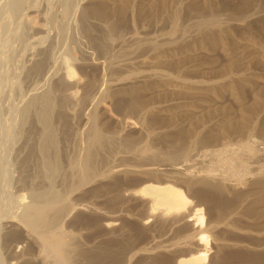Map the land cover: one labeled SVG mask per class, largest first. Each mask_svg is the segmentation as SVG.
Masks as SVG:
<instances>
[{"label": "rangeland", "instance_id": "rangeland-1", "mask_svg": "<svg viewBox=\"0 0 264 264\" xmlns=\"http://www.w3.org/2000/svg\"><path fill=\"white\" fill-rule=\"evenodd\" d=\"M7 1H0V11H2L0 13V86L6 84V86L3 85V88L0 87V199L2 198L0 202H3L0 203V259L3 260H1L2 263L41 264L37 256L39 247H35L38 244L35 241V243L33 242V238L28 239L26 237V228L21 224L19 225L16 222L17 220H15L23 206L20 205V208L14 198L17 194L22 193L25 195V204L31 201L28 199L32 191L43 190L46 197L43 196L44 198L41 199V202L45 200L50 201L49 199H51L50 196H47L49 195L48 191H50L48 183L44 176L41 177V173H44V168L41 164V155L43 154L40 153L39 147L42 145V136H44L43 133L45 132L42 127L43 124L40 121V113L37 111L39 107L36 109L33 107L35 110L31 109L26 116L20 113L33 96H36V94L38 96L39 92L40 95H43L49 89L50 91L47 93H49L53 109L50 107L51 111L49 110V113L51 115L48 113V116L54 132L53 134L55 135L56 133L57 146V152H54L56 155L52 158L58 162L55 163L57 174L54 179L58 184L54 183L53 189L59 195L55 196L57 197L55 199H58L59 203L62 200L64 201V199H69V206L62 216L60 224L70 235V240L73 241V244L75 243L74 245L77 246V249L79 248L81 252L83 251L89 256V258H87L88 256L85 257L84 253L83 257H80V255L81 263L78 261L79 264H97V262L98 264H108V262L109 264H120L132 252L135 256L133 255L134 258L131 256L132 259L129 263L127 262L128 264H169V260H171V255L169 254H164L165 257L161 256L160 260L157 257L153 261L149 259L151 255L154 256L158 253L153 252L151 254L150 248L154 247L152 244L169 241L170 238L171 240H176L178 239L176 238L177 235L179 236L181 233L183 237L180 236L185 238L186 234H192L191 232L199 229L200 226H196L194 221H190L189 226L187 224L188 221H184L180 225L178 224V226H171V216L163 219L158 217L157 211L152 212L150 210L147 198L132 195V191L138 190L140 188L139 184L141 186L146 177L144 173L139 172L141 170L140 167L143 168V166L145 167L149 163L152 164L159 160L162 162L163 160L160 158H162V155L163 157L166 156V149L171 148L170 146L173 144L172 142L176 136L175 132L180 133L192 123L196 126V131L200 135H211L213 136V140L205 145L193 143V137L191 136L186 137L182 142L184 144L183 147L189 145L188 141L194 144L188 154L177 157L170 163V166L158 165L159 169L156 173H160L159 176L162 180H169L165 181L166 183L181 188L189 197L191 202L186 205L187 207L181 213L190 215L193 208L201 207L205 216V224L201 229L203 230L204 227H207V223L214 225L213 229L204 228L208 243L203 248L207 249L208 264H264V200L258 201L254 196H251V192L254 190L253 183L257 180L258 175L261 180H264V99L258 104L255 101L257 95L263 94L264 96V0H163L159 8L155 10L156 13L153 12L152 17H140L133 10L131 15L122 18V21L120 19L119 22H116L118 25H116L117 29L115 28V30L113 29L109 32V40H111L108 41L116 43V45L111 51H107V56L95 46L96 37L100 39L105 30L102 29L103 27L97 21L98 19L90 17L91 14L87 11L90 9L89 6L96 5L99 0H69L70 9L67 11V14L66 12L62 13L57 10L55 6L57 0H52L53 3L51 2L52 5L50 4V8L53 7L54 9L49 10V6L43 5L47 8L42 7V10L39 9L40 12L37 10L38 7L34 5L37 2L31 3V7L27 6L24 10V8L17 6V8L15 6L10 8L7 5ZM36 1L39 2V0ZM43 1L46 0H42L41 3ZM142 1L128 0L131 4H135L137 8L145 9L148 8L149 3L153 0ZM116 2L117 0H111L109 6H114ZM137 4L140 5L137 6ZM75 9L76 12L74 13ZM173 9L178 10L179 18L176 30L171 36L173 38L168 40V35L172 32V21L168 15ZM8 10L9 13L7 12ZM48 14L52 18L48 16V19ZM20 17L24 19L19 21ZM85 18L89 20L86 19L87 21H85ZM11 19L13 20L11 21ZM45 24V28L48 31L50 30L48 34L51 35H48L49 38L45 40V44L43 43V39L41 44H39L41 45L40 47L38 44L34 45H37L38 51L41 50L43 52L46 49L44 51V53H47L46 56L44 54L41 55V51L38 52L37 50V52L34 50L35 53H33L32 48H36L34 46L32 48L29 47L27 51L31 50L32 52L30 51V54L27 52L24 55V61H20V54L19 59L17 54L12 55L13 53L10 52L11 48L15 47L14 45L16 44L18 46L22 41L19 35L22 36L23 40L26 38L31 40V36L35 37L36 35L37 37L38 35L43 36L46 32H43L44 34H34L32 31L35 32L36 28ZM82 25L85 27H82ZM87 27L89 30H87ZM27 31L28 33L31 31V34H33H26ZM14 35L17 40L14 38ZM71 35L74 37H71ZM50 36L53 37L54 42L50 39ZM149 37L156 39V41L153 40V48L150 45L152 41L147 42ZM7 38H10V40ZM135 39H140V41L134 42ZM4 45L5 47L3 48ZM42 45L46 47L43 48ZM50 45L51 47H49ZM52 53L53 57L51 56ZM160 53L161 55H159ZM28 55L30 56L29 60L35 58L38 61H29L27 59ZM154 55H158V58L161 56V60L159 59L157 65H155L154 59H152L155 58ZM11 56H16L17 58H12ZM49 56L52 57V60L56 61L55 67L53 65L54 60L51 61L52 68H50L49 75H45L43 71L41 73L42 69L34 75L32 73L34 72L32 69L34 64L39 61L43 62L41 61L43 59H45L44 62H49L51 60ZM2 57L7 59L8 63ZM39 57L40 60L38 59ZM9 58L12 59L11 62L14 61L13 59L15 61L11 63ZM44 62L42 64L43 69L46 64ZM67 62L73 67L75 77L70 78L66 75L65 65ZM180 63L183 66L178 69ZM30 64L32 66L28 68ZM154 66L159 67L156 73L153 72V74L150 73V69L153 68L152 70H154ZM20 68L21 71L19 70ZM30 72L33 76H31ZM41 74L42 76L44 74V76L41 77ZM166 75L175 81L167 83L166 79L168 77H165ZM11 79L13 83L10 81ZM131 80L133 82H127ZM181 80H187L191 83H202L211 86L212 90L205 94L207 96L205 100L200 96L195 97L196 94L186 95L183 93L185 86L179 84ZM234 81H240L239 85L234 88L230 87L229 85ZM7 82L15 85V87L13 86L12 89L11 85H8ZM99 83L101 86H99ZM107 83L109 84L107 85ZM141 83L144 86L140 95L142 102L147 106L146 110L133 106L128 92L132 86H137ZM104 86L108 88L104 89ZM96 88H100V92L102 89L104 90L102 92L107 90L101 95L99 92L98 99H96L98 100L99 104L96 101L98 105L94 102L93 94L86 98L83 96L88 89L90 92ZM9 90H12V92ZM200 98L201 100H199ZM94 103L97 110L93 105ZM254 104L256 106L255 115L259 117L260 122H263L259 129L253 128L251 132L247 131L245 134L236 131V129H227L228 125L234 124V121L239 118L241 108L252 107ZM17 106H21L20 110ZM89 109L90 113L87 112ZM35 111L37 114H35ZM92 111L96 112L97 126L101 128V131L103 130L104 133L109 134L115 133L119 139L130 137L134 141L132 142L134 146L131 147L124 144L119 145L120 148L117 146L115 148L116 151H113L114 156L107 154L108 157L101 161V163L99 162L98 167L109 170L113 165L119 167L125 165L131 168L135 167L134 169L136 170L114 172L106 178L99 177V180L97 179L96 181L89 182L87 185L76 187V179L74 181V176L72 175V173H76V168L69 166L74 164L76 156L82 155V148L86 144V138L82 133L85 132L84 130L89 124L87 118L89 114L93 113ZM10 114L11 116H9ZM60 114L66 118L63 116L59 117ZM156 114L161 117V122L155 125L148 123L150 122L148 119ZM3 118L4 120H2ZM167 119H171V121L168 122ZM8 130H11L12 133ZM32 145L33 147H31ZM143 146L148 147L150 152L158 154L159 156H154L158 160L154 157H152L153 159H145L144 157L135 159L134 156L137 149L139 150ZM77 150H79V154ZM48 154L52 156V153L48 152ZM57 154L59 155L57 156ZM131 154H134V156ZM130 159L132 162H130ZM166 159L168 158L166 157ZM68 161H73V163ZM142 163L146 164L141 165ZM138 164L140 167H138ZM206 174H210L213 178L224 179L230 191L220 196L214 190L204 188L197 183L189 184L184 179L187 178L186 176L200 177ZM59 179L62 181H59ZM4 184H8L9 190H7ZM72 185H75V187ZM43 187H45V190ZM75 188L78 189L76 190ZM2 194L6 195L3 196ZM10 194L13 196L10 197ZM55 199L52 201L56 202ZM13 208L15 209L13 210ZM17 208H20V210ZM230 208L234 212L228 216L227 211ZM111 214L115 216L109 221L106 220V215ZM168 218L169 221L167 220ZM189 218L192 219V217ZM3 220L5 221L3 222ZM13 222L17 224L14 225ZM192 236L194 240L192 239L191 244L194 245L199 236L195 234ZM150 245L152 246L150 247ZM143 247H147V252H150L149 254L145 252L147 257L143 254L145 250ZM140 248L144 250L142 249V251ZM101 253L107 254L108 256L106 257H108L109 261ZM90 255L96 256V258L99 255V257L97 261L90 262L88 260L91 257ZM101 258L106 261L103 263ZM4 260H6V263Z\"/></svg>", "mask_w": 264, "mask_h": 264}, {"label": "bare ground", "instance_id": "bare-ground-1", "mask_svg": "<svg viewBox=\"0 0 264 264\" xmlns=\"http://www.w3.org/2000/svg\"><path fill=\"white\" fill-rule=\"evenodd\" d=\"M1 1V0H0ZM54 1V0H53ZM56 1V0H55ZM111 0H99L98 1V3L96 4V5H94V6H89L90 7V9L89 10H87V11H89V13L91 14V16L90 17H95V19H98L97 21H99V23H101V25H102V29H104L105 30V32L103 33V35H101V37L99 36V35H97V34H95V35H97L98 37H100V39H98L97 37H96V40H95V44H93V45H95L96 46V48H98L99 50H100V52L102 51V53H104L105 55L108 53L107 51H111V49H113V48H115V45H116V43H110L109 41L111 40H109V32L111 31V30H115V28H116V22H119V20L121 19V21H122V18H124V17H126V16H128V15H131V12L133 11V10H135V12L137 13V14H139V16L140 17H152V14H153V12H155V10L156 9H158L159 8V6L161 5V3H162V1L163 0H153V1H151V3H149V6H148V8L147 9H145V8H140V7H136V5L135 4H131L130 2H128V0H117V2H116V4L114 5V6H109V2H110ZM144 1V0H143ZM142 1V2H143ZM147 1H149V0H147ZM8 2V3H7ZM6 3H7V5H9V7L10 8H12V7H14L15 6V8H17V7H19V8H24V10H25V7H29L30 5H31V3H36V4H34L36 7H38V12H40L39 11V9H41L42 7H44L43 5H46V6H49V10H51V9H54L53 7L52 8H50V4L52 5V0H46V1H43V3H41L42 2V0L40 1L39 0V2L38 1H36V0H8ZM52 2V3H51ZM139 2V1H138ZM74 3V2H73ZM78 3V2H77ZM140 3V2H139ZM4 4V3H3ZM1 5V4H0ZM5 5V4H4ZM73 5H75V4H73ZM138 5H140V4H137V6ZM192 5V4H191ZM17 6V7H16ZM33 6V5H32ZM44 7L45 9L47 8V7ZM56 8H57V10L59 11V12H62V13H65L66 12V14H67V11L70 9V3H69V0H57V2H56ZM71 6H72V4H71ZM76 6V5H75ZM74 6V7H75ZM142 6V5H141ZM31 7V6H30ZM29 7V8H30ZM34 7V6H33ZM32 7V8H33ZM73 7V6H72ZM88 7V8H89ZM137 8V9H136ZM1 9V8H0ZM34 9V8H33ZM10 10V9H9ZM9 10L7 11L8 13H9ZM13 10V9H12ZM19 10V9H18ZM28 10H30V9H28ZM27 10V11H28ZM35 10V9H34ZM33 10V11H34ZM37 10H35L36 12H37ZM42 10V9H41ZM48 10V9H47ZM73 10V9H72ZM71 10V11H72ZM11 11V10H10ZM15 11H17V10H15ZM15 11H14V13H15ZM43 11H44V9H43ZM178 10L177 9H173L170 13H169V15H168V17H169V19L172 21V32H171V34L169 33V37H168V40L170 39V38H173V37H171L172 36V34L174 33V31L176 30V24H177V20H178V18H179V15H178V12H177ZM2 11H0V13H1ZM29 12V11H28ZM27 12V13H28ZM37 12V13H38ZM52 12V11H51ZM76 12V9L74 10V13ZM12 15H13V13L12 12H10ZM20 13V12H19ZM18 13V14H19ZM45 13V12H44ZM49 13H50V11H49ZM56 13V12H55ZM156 13V12H155ZM21 14V13H20ZM47 14V13H46ZM86 14V17H87V12L85 13ZM89 14V15H90ZM23 15V14H22ZM26 15V14H25ZM53 15H55V14H53ZM62 15V14H61ZM136 15V14H135ZM163 15V14H162ZM20 16V15H19ZM29 16H31V15H29ZM49 14L47 15V18L49 19ZM66 16V15H65ZM155 16V15H154ZM11 17V16H10ZM17 17V16H16ZM25 17V16H24ZM43 17V16H42ZM45 17H46V15H45ZM165 17H167V16H165ZM167 17V18H168ZM21 18V17H20ZM50 18H52V16L50 17ZM3 19V18H2ZM7 19V18H6ZM24 19V18H23ZM22 18L21 19H19V21H21V20H23ZM43 19H44V17H43ZM57 20H58V18H56ZM55 19V20H56ZM81 19H82V16H81ZM83 19H84V17H83ZM87 18H85V21H87V20H89V19H87ZM162 19V18H161ZM13 19H11V21H12ZM46 20V19H45ZM45 20H43V21H45ZM50 20H52V19H50ZM57 20H56V22H57ZM1 21V20H0ZM15 21H16V19H15ZM47 21V20H46ZM45 21V22H46ZM52 21H54V20H52ZM7 22V21H6ZM50 22V21H49ZM55 22V21H54ZM96 22V21H95ZM4 23V22H3ZM10 23V22H9ZM47 23V22H46ZM86 23V22H85ZM18 24H19V22H18ZM22 24V23H21ZM20 24V25H21ZM49 24H51V23H49ZM59 24V23H58ZM88 24H89V22H88ZM85 25V24H84ZM84 25H82V27L84 26ZM87 25V24H86ZM100 25V24H99ZM101 25H100V27H101ZM11 26H12V23H11ZM44 26V27H43ZM45 26H46V24L45 25H41L39 28H36V30H35V32L34 31H32L34 34H37V33H43V32H46V34L45 35H43V36H39L38 35V37H37V35L35 36V37H33V36H31V40L29 39V38H26L25 40H23L22 39V36L21 35H19L20 37H21V42L18 44V46H16V45H14L15 47H13V48H11V50H10V52H12L13 54L12 55H14V54H17L18 55V59H19V54H20V61H22L23 60V57H24V55L27 53V52H29V54H30V51H27L28 49H29V47H31L32 48V46H34V47H36L34 44H38V46L40 47L41 45H39V44H41V42L43 41V39H44V41H43V43L45 42V40H47V38H49L48 37V35H51V34H48L49 33V31H48V29L47 28H45ZM47 26H49V25H47ZM55 26V25H54ZM61 26V25H60ZM118 26V25H117ZM120 26V25H119ZM85 27V26H84ZM10 28V27H9ZM98 28H99V26H98ZM118 28V27H117ZM116 28V29H117ZM14 29V28H13ZM84 29V28H83ZM93 29V28H92ZM101 29V28H100ZM17 30V29H16ZM33 30V29H32ZM72 30V29H71ZM85 30V29H84ZM87 30H89L88 29V27H87ZM12 31V30H11ZM15 32V31H14ZM67 32V31H66ZM87 32V31H86ZM86 32H84V33H86ZM100 32H101V30H100ZM5 33V32H4ZM11 33V32H10ZM24 33V32H23ZM29 33L31 34V31H29ZM28 33V31H27V33L26 34H29ZM32 33V34H33ZM63 33V32H62ZM90 33H92V32H90ZM6 34V33H5ZM4 34V35H5ZM14 34H16V33H14ZM26 34L24 35V38H25V36H26ZM29 34V35H30ZM31 34V35H32ZM61 34V33H60ZM71 34V33H70ZM94 34V33H93ZM98 34H99V32H98ZM8 35V34H7ZM10 35H12V34H10ZM58 35V34H57ZM88 35H89V33H88ZM17 36V35H16ZM73 35H71V37H72ZM86 36V35H85ZM91 36H92V34H91ZM51 37V36H50ZM66 37H67V34H66ZM74 37V36H73ZM88 37H90V36H88ZM1 38V37H0ZM3 38H4V36H3ZM13 38V37H12ZM14 38H15V35H14ZM13 38V39H14ZM18 38V37H17ZM46 38V39H45ZM54 38H56V36H54ZM92 38H93V36H92ZM91 38V39H92ZM6 39V38H5ZM8 39V38H7ZM16 39V38H15ZM50 39H52L53 40V37H51ZM74 39V38H73ZM77 39V38H76ZM90 39V38H89ZM133 39V38H132ZM162 40H164L163 38H161ZM161 39H159V40H161ZM175 39V38H174ZM8 40H10V38L8 39ZM12 40V39H11ZM17 40V39H16ZM60 40V39H59ZM58 40V41H59ZM62 40V39H61ZM109 40V41H108ZM144 40V39H143ZM156 41V39L154 38V37H149L148 39H147V42H150V41H152V44H150L151 45V47L153 48V42L154 41ZM158 40V39H157ZM5 41V40H4ZM7 41V40H6ZM57 41V42H58ZM77 41V40H76ZM113 41V40H112ZM139 42L140 41V39H135L134 40V42ZM165 41V40H164ZM164 41H162V42H164ZM166 41H167V38H166ZM11 42V41H10ZM14 42H15V40H14ZM13 42V43H14ZM47 42V41H46ZM53 42H54V40H53ZM64 42V41H63ZM93 42H94V39H93ZM160 42V41H159ZM161 42V43H162ZM4 43V42H3ZM13 43H11L12 45H13ZM17 43V42H16ZM42 43V44H43ZM78 43V42H77ZM164 43H166V42H164ZM33 44V45H32ZM45 44V43H44ZM51 44V43H50ZM158 44V43H157ZM3 45V44H2ZM7 46H8V44H6ZM46 45H48V44H46ZM0 47H1V42H0ZM5 47V45L3 46V48ZM9 47H10V44H9ZM9 47H8V51H9ZM12 47V46H11ZM21 47H22V49H21ZM42 47H43V45H42ZM42 47H41V49H42ZM46 47V46H45ZM45 47H43V48H45ZM48 47V46H47ZM49 47H51V45L49 46ZM53 47H54V45H53ZM56 47V46H55ZM6 49H7V47H6ZM5 49V50H6ZM95 49V48H94ZM37 50H39V48H35V49H33L32 48V51H33V53H35V51ZM96 50V49H95ZM4 51V50H3ZM31 51V52H32ZM36 51V52H37ZM41 51V50H40ZM40 51H38V52H40ZM44 51H46V49L44 50ZM44 51L42 52L41 51V55L42 54H44L45 56H46V54L47 53H44ZM53 51V50H52ZM55 51V50H54ZM159 51V50H158ZM56 52V51H55ZM8 53V52H7ZM111 53V52H110ZM155 53V52H154ZM32 54V53H31ZM37 54V53H36ZM104 54H102V55H104ZM5 55V54H4ZM16 55V56H17ZM34 55V54H33ZM43 55V56H44ZM53 55V53L51 54V56ZM159 55H161V53L159 54ZM3 56V55H2ZM6 56V55H5ZM10 56V55H9ZM15 56V57H16ZM32 56V55H31ZM35 56V55H34ZM44 56V57H45ZM51 56H49V57H51ZM107 56V55H106ZM109 56V55H108ZM155 56V58H152V59H154L153 61H155V65H157V62L159 61V59L161 60V56H159V58L156 56V55H154ZM1 57V56H0ZM12 57V56H11ZM14 56L12 57V58H15ZM30 56L28 55V57H27V59L29 58ZM41 57V56H40ZM40 57L38 58L39 60H40ZM48 57V58H49ZM53 57V56H52ZM52 57H51V60L49 61V62H44V60L45 59H43V60H41V61H43L44 63H46L45 64V66H44V69H43V67H42V64H43V62H38V63H36V64H34V63H32V64H34V66H33V71L34 72H32V73H34V75H35V73H37L40 69H42L41 70V73H42V71H43V73L46 75V74H48V73H50L49 71H50V68H52V62L51 61H53L52 60ZM105 57V56H104ZM153 57V56H152ZM6 58H7V56H6ZM17 58V57H16ZM25 58V57H24ZM37 58V57H36ZM2 59L4 60L5 58L4 57H2ZM10 59V58H9ZM56 59V58H55ZM6 61H7V59H5ZM11 60L12 59H10L9 61L11 62ZM14 61H15V59H13ZM25 60V59H24ZM23 60V61H24ZM29 60V59H28ZM30 60H32V59H30ZM29 60V61H30ZM33 60H35V58L33 59ZM32 60V61H33ZM57 60V59H56ZM14 61H12L11 63H13ZM17 61H19V60H17ZM36 61H38V60H35V62ZM48 61V60H47ZM65 61V60H64ZM175 61V60H174ZM5 62V61H4ZM54 63H53V65H54V67L56 66V64H55V60L53 61ZM172 62V61H171ZM176 62V61H175ZM183 62V61H182ZM7 63H8V61H7ZM18 64H20V63H18ZM22 64H23V62H22ZM24 64H25V62H24ZM32 64H30L29 65V67L28 68H30V66H32ZM110 64V63H109ZM178 64V63H177ZM184 64V63H183ZM17 65V64H16ZM63 65V64H62ZM108 65V64H107ZM112 65V64H111ZM21 66V65H20ZM181 66H183V65H181V63H180V67H178V66H175V67H178V69H180L181 68ZM232 66V65H231ZM7 67V66H6ZM5 67V68H6ZM17 67H18V65H17ZM22 67V66H21ZM65 67H66V75L68 76V77H75V71H74V69H73V67H71L69 64H68V62L66 63V65H65ZM65 67H63V68H65ZM108 67V66H107ZM159 67V66H158ZM158 67H156V66H154V70H152V69H150V73H156V70H158ZM13 68V67H12ZM110 68V67H109ZM11 69V68H10ZM14 69V68H13ZM18 69V68H17ZM32 69H31V71H32ZM6 70V69H5ZM20 71H21V68L19 69ZM22 70H23V68H22ZM28 70H30V69H28ZM111 70V69H110ZM52 71V70H51ZM9 72V71H8ZM25 72V71H24ZM28 72V71H27ZM107 72V71H106ZM111 72V71H110ZM114 72V71H113ZM112 72V73H113ZM2 73V72H1ZM15 73H16V69H15ZM19 73V72H18ZM31 73V72H30ZM32 73H31V76H33L32 75ZM153 73V74H154ZM20 74V73H19ZM19 74H15V75H19ZM28 74V73H27ZM44 74H43V76H44ZM29 75V74H28ZM49 75V74H48ZM4 76V75H3ZM6 76V75H5ZM4 76V77H5ZM25 76H26V74H25ZM30 75H29V77H31ZM38 76V75H37ZM42 76V74H41V77H43ZM7 77V76H6ZM16 77V76H15ZM28 77V76H27ZM46 77V76H45ZM106 77V76H105ZM108 77V76H107ZM113 77V76H112ZM165 77H168L167 79H166V82L167 83H171V82H173V81H175L174 79H172L171 77H169L168 75H166ZM38 78H40V77H38ZM37 78V79H38ZM104 78V77H103ZM109 78V77H108ZM116 78V77H115ZM174 78V77H173ZM10 79V78H9ZM14 79V78H13ZM30 79V78H29ZM28 79V80H29ZM45 79V78H44ZM47 79V78H46ZM112 79V78H111ZM1 80V79H0ZM8 80V79H7ZM16 80V79H15ZM107 80V79H106ZM3 81V80H2ZM10 81H12V83H13V80L11 79ZM109 81V80H108ZM1 82V81H0ZM16 82H17V80H16ZM101 82H103V81H101ZM100 82V83H101ZM106 82V81H105ZM112 82V81H111ZM114 82V81H113ZM118 82V81H117ZM128 83H131V82H133L132 80L131 81H127ZM8 83V82H7ZM15 83V82H14ZM19 83V82H18ZM99 83V84H100ZM109 83H110V81H109ZM109 83H107V85L109 84ZM239 83H240V81H234L232 84H230L229 86L230 87H236V86H238L239 85ZM11 85V88L14 86L15 87V85H12L11 83H8V85ZM16 84V83H15ZM85 84V83H84ZM96 84V83H95ZM98 84V83H97ZM103 85H104V83H102ZM111 84V83H110ZM116 84V83H115ZM179 84H181V85H183V86H185L183 89V93L184 94H186V95H192V94H196L195 95V97H197V96H200L203 100H205L206 99V97L207 96H205V94L206 93H208L209 91H211L212 89H211V86H208V85H205V84H198V82H195V83H191V82H189V81H187V80H181V81H179ZM229 84V83H228ZM0 85H1V83H0ZM3 85H5L6 86V84H2V86H0V87H2L3 88ZM18 85V84H17ZM92 85V84H91ZM102 85V86H103ZM105 85H106V83H105ZM21 86V85H20ZM87 86H89V84H87ZM99 86H101V84L99 85ZM143 86L144 85H142V83L140 84V85H137V86H132V88L128 91L129 92V95H130V97H131V100H132V103H133V106H135V107H139V109L141 108V110L142 109H147V106H145V104L142 102V100H141V95H140V92H141V90H142V88H143ZM9 87V86H8ZM84 87V86H83ZM98 87V86H97ZM105 87V86H104ZM107 87V86H106ZM106 87L104 88V89H106ZM114 87H116V86H114ZM47 88V87H46ZM87 88V87H86ZM102 88V87H101ZM108 88V87H107ZM111 88H112V86H111ZM129 88V87H128ZM7 89V88H6ZM13 89V88H12ZM99 89V90H98ZM1 90V89H0ZM18 90H19V88H18ZM103 90V89H102ZM102 90H101V92H100V88H96V89H94L93 91H90L89 92V89L86 91V93L83 95V96H85V98L86 97H88V96H90V95H92V97L95 99V103H96V101H97V103H98V100H96V99H98V94H99V92H100V95L101 94H103V93H105V92H102ZM111 90V89H110ZM7 91V90H6ZM9 91H11L12 92V90H9ZM21 91V90H20ZM43 91V90H42ZM48 91H50L49 89H48ZM47 90H46V92H44L43 93V95L41 94L40 95V92H39V94H38V96H37V94H36V96H33L32 98H31V100L27 103V105L26 106H24L23 108H22V110H21V112L20 113H22V115L23 116H26V114L28 115V112L31 110V109H33V110H35L37 107H39L38 108V110L37 111H39V113H40V121L42 122L41 124H43V128H44V132L45 133H43L44 134V136H42L43 137V142H42V145H40V143H38L39 145H40V147H39V150L41 151L40 153L41 154H43V155H41V154H39V155H41L42 157H41V159H42V166H43V168H44V173H41L42 175H41V177H45V180L47 181V183H48V187L50 188L49 190L50 191H48L47 193L49 194V195H47V196H50L51 197V199H49L50 201H48V200H45V201H42L41 202V199H43L44 197L43 196H45V192H43V190H41V191H39V190H35V191H32V193L30 194V198L28 199V200H31V201H29V202H27V203H25L24 204V199H25V195H23L22 193H19V194H15L16 195V197L14 198L15 199V201H17V203H18V206H23L22 208H21V206H20V208H21V211L19 212V214H18V217H17V219L15 218V220H17L16 222H18V224L20 225H23L25 228H26V230H25V232H26V237L29 239V238H33V242L35 241L37 244H38V246L36 245L35 247H39V253H38V260H39V262L41 263V264H79V262L78 261H80V263H81V259L79 258V256L80 257H83V253H84V255H85V257L86 256H88V254L87 253H85V252H81L80 250H79V248L77 249V246H75L74 244H73V241H71L70 239H71V237H70V235L63 229V227H62V225L60 224V220H61V218H62V216H63V214H65V210H67V207L69 206V202H68V200L66 199H64V201L62 200H60L61 201V203H59L57 200L58 199H55V198H57V197H55L56 195H58L57 193H55L56 191L53 189L54 187H53V185H54V183H56L55 182V175L57 174V170H56V165H55V163H58V162H56L53 158H54V155H56L54 152H57L56 150V137H55V135H56V133H55V135L53 134L54 132H53V130H52V125H50V122H49V116H48V113H49V110H50V107H51V102H50V96H49V93H47L48 92ZM104 91V90H103ZM10 92V93H11ZM23 92V91H22ZM3 92L1 91V94H2ZM9 93V94H10ZM20 94H23V93H20ZM74 94V93H73ZM97 94V95H96ZM107 94V93H106ZM109 94V93H108ZM127 94V93H126ZM3 95V94H2ZM11 95V94H10ZM16 95V94H15ZM30 95V94H29ZM66 95V94H65ZM100 95H99V99L101 98L100 97ZM21 96V95H20ZM68 96V95H67ZM94 96H96V97H94ZM112 96V95H111ZM8 97V96H7ZM81 98V97H80ZM92 98V99H93ZM201 98L199 99V100H201ZM72 99V98H71ZM79 99V98H78ZM91 99V98H90ZM102 99H104L103 97H102ZM262 99H264V96H263V94L262 95H257L256 96V103L258 104L259 102H261L262 101ZM5 100V99H4ZM87 100V99H86ZM2 101H3V99H2ZM9 101V100H8ZM75 101V100H74ZM103 101V100H102ZM195 101H198V100H195ZM61 103V102H60ZM84 103V102H83ZM82 103V104H83ZM95 103L93 104L94 105V107H95ZM96 103V104H97ZM7 104V103H6ZM12 104H14V103H12ZM64 104V103H63ZM68 104V103H67ZM99 104V103H98ZM97 104V105H98ZM256 104V105H257ZM64 106V105H63ZM67 106V105H66ZM91 106V105H90ZM252 106V105H251ZM15 107H16V105H15ZM18 107V106H17ZM21 107V106H20ZM20 107H18L19 108V110H20ZM35 109H34V108ZM134 107V108H135ZM255 104H254V106H252V107H247V108H241V113H240V116H239V118L236 120V121H234V124H230V125H228L227 126V129L229 130L230 128H232V129H236V131H238V132H242L243 134H245V132H251V130L253 129V128H258L259 129V127H261L262 126V124H263V122H260L259 120V117H257L256 115H255V112H256V110H255ZM52 108V107H51ZM10 109V108H9ZM12 109V108H11ZM53 109V108H52ZM63 109V108H62ZM95 109H96V107H95ZM95 109H94V111H95ZM97 110V109H96ZM51 111V110H50ZM80 111V110H79ZM84 111V110H83ZM14 112V111H13ZM12 112V113H13ZM36 112V111H35ZM87 112H89L90 113V109H89V111H87ZM93 112V111H92ZM11 113V114H12ZM17 113V112H16ZM38 113V114H39ZM96 113V112H95ZM94 112L93 113H91V114H89L88 115V122H89V124H88V126H86V128H85V132H83L82 133V135H84L85 136V138H86V144L83 146L84 148H82V151L83 152H81L82 153V155L80 154V156H79V158H78V156H76L77 158H76V161L74 162V164H71V166H69V167H71V168H76V173L74 172V173H72V175L74 176V178H73V180L74 179H76V187H81V186H83V185H87L89 182H93V181H96L97 179L99 180V177L100 178H106V177H108L110 174L112 175V173H116V172H118V171H132V170H136V169H134L135 167H133V168H131V167H127V166H125V165H123V167H119V166H114L113 164V167L112 168H110L109 170H104L103 168L102 169H100L99 167H98V164H99V162L101 163V161H103V160H105L108 156H107V154L109 155V154H112L113 155V151L115 150L116 151V147L118 146L119 147V145H121V144H124V145H126V146H128V147H131V146H134V144L132 143V142H134V141H132L133 139H131L130 137L128 138H121V139H119L118 138V136H117V134L115 135V133H104L103 132V130L101 131V128H99V126H97V118H96V114H95ZM11 114L9 115V116H11ZM34 114V113H33ZM35 114H37V112L35 113ZM50 114V113H49ZM54 114V113H53ZM87 114V113H86ZM51 115V114H50ZM82 115V114H81ZM8 116V115H7ZM6 116V117H7ZM63 115H61L60 114V116L59 117H62ZM64 117V116H63ZM86 117H87V115H86ZM11 118H13V117H11ZM10 118V119H11ZM20 118V117H19ZM34 118V117H33ZM64 118H66V117H64ZM7 119V118H6ZM55 119V118H54ZM63 119V118H62ZM86 119V118H85ZM2 120H4V118L2 119ZM31 120V119H30ZM29 120V121H30ZM150 122H148V123H151L152 125H155V124H157V123H159V122H161V117L159 116V115H153L152 117H150L149 119H148ZM7 121V120H6ZM11 121V120H10ZM13 121V120H12ZM61 121V120H60ZM167 121L168 122H170L171 121V119H167ZM16 122V121H15ZM27 122V121H26ZM85 122V121H84ZM18 123H19V121H18ZM28 123H31V122H28ZM34 123V122H33ZM143 123V122H142ZM145 123V122H144ZM192 123V122H191ZM195 123V122H194ZM2 124V123H1ZM11 124H12V122H11ZM35 125V124H34ZM65 125V124H64ZM87 125V124H86ZM145 125V124H144ZM10 126H12V125H10ZM9 126V127H10ZM264 126V125H263ZM13 127V126H12ZM30 127V126H29ZM149 127V126H148ZM3 129H5V128H3ZM10 129V128H9ZM30 129H31V127H30ZM262 129V128H261ZM12 130V129H11ZM10 130V131H11ZM39 130V129H38ZM148 130V129H147ZM181 130V129H180ZM226 130V129H225ZM9 131V130H8ZM9 131V132H10ZM152 131V130H151ZM28 132H30V131H28ZM33 132V131H32ZM34 132H35V130H34ZM227 132V131H226ZM232 132H233V130H232ZM11 133H12V131H11ZM42 133H41V135H42ZM81 133V132H80ZM176 133V136H175V139L173 140V144H171V148H169V149H166V156H164L163 157V155H162V158H160V159H162L163 161L161 162L160 160L158 161V162H154V163H152V164H150L149 163V165H147V166H143V168L142 167H140V165L138 166V167H140V171L139 172H141V173H144L145 175H146V177H145V179L143 180V182H142V184H141V186H140V184H139V189L138 190H133L132 191V195H134V196H140V197H143V198H147V202L149 203V206H150V210H152V212L153 211H157L158 212V217H160V218H165V217H170L171 216V218L172 219H170L171 220V226H178V224L180 225V223H183L184 221H188V226H189V222L190 221H194V224L196 225V226H200L199 227V229H197V230H194L193 232H191L192 234H186L184 237L185 238H182L183 237V235H177V237L176 238H178V239H176V240H171V238H170V240L169 241H165V242H159V243H157V244H152V245H154V247L152 246V245H150V252H151V254H153V252L155 253H157V255L155 254L154 256H152L151 255V257H149V259H151L152 261L157 257V259H159V258H161V256L162 257H165L164 256V254H169V255H171L170 256V258H171V260H169V264H208V262H207V249H205V248H203V246H205V244H207L208 243V240H207V236H206V234L204 233V228H207V229H209V228H212L213 229V227H214V225H212L211 223H207V227H204L203 228V230L201 229L203 226H204V224H205V216H204V213H203V211H202V208L201 207H195V208H193L192 209V211H191V213H190V215H186V213H181L182 211H183V209L184 208H186L187 206V204L188 203H190L191 201L189 200V197L185 194V192L181 189V188H179V187H176L175 185H173V184H170V183H166L165 181H169V180H167V179H161L160 178V176H159V174L160 173H156V171L159 169L158 168V165H163V166H170V163L173 161V160H175L177 157H179V156H181V155H186V154H188V152L191 150V147L194 145L193 143H201V144H208L210 141H212L213 140V136H208V135H200L199 133H198V131H196V126L195 125H193V123L192 124H190V125H188V127H186L185 129H183L180 133L179 132H175ZM235 133V132H234ZM32 134V133H31ZM38 134V133H37ZM151 134V133H150ZM238 134V133H237ZM242 134V135H243ZM28 135V134H27ZM29 135H30V133H29ZM146 135H147V133H146ZM149 135V134H148ZM11 136H12V134H11ZM37 136V135H36ZM193 137V143H190V141H188L189 142V145H187V147H183V140H185L186 139V137ZM124 137V136H123ZM6 138V137H5ZM133 138V137H132ZM10 139V138H9ZM33 139V138H32ZM77 139V138H76ZM82 139V138H81ZM136 139V138H135ZM172 139V138H171ZM34 140V139H33ZM41 140V139H40ZM59 140V139H58ZM191 140V139H190ZM2 141V140H1ZM34 141H36V140H34ZM80 141V140H79ZM84 141H83V143H84ZM166 141H167V139H166ZM57 143H59V142H57ZM3 144V143H2ZM6 144H8V143H6ZM133 144V145H132ZM81 146H82V142H81ZM1 147V146H0ZM31 147H33V145L31 146ZM69 147V146H68ZM67 147V148H68ZM74 147V146H73ZM72 147V148H73ZM122 147V146H121ZM63 148V147H62ZM71 148V149H72ZM120 148V147H119ZM126 148V147H125ZM134 148H136V147H134ZM37 149V148H36ZM78 149H79V147H78ZM5 150V149H4ZM76 150V149H75ZM81 150V149H80ZM125 150V149H124ZM134 150V149H133ZM33 151V150H32ZM72 151V150H71ZM78 151V154H79V150H77ZM27 152V151H26ZM48 152L49 153H52V156H50L49 154H48ZM66 152V151H65ZM68 152H70V151H68ZM162 152V151H161ZM160 152V153H161ZM4 153V152H3ZM6 153V152H5ZM33 153V152H32ZM35 153V152H34ZM156 153V152H155ZM2 154V153H1ZM123 154V153H122ZM7 155V154H6ZM5 155V156H6ZM35 155V154H34ZM37 155V154H36ZM59 154H57V156H58ZM71 155V154H70ZM73 155H75V154H73ZM132 156H134V154H131ZM158 155V154H157ZM156 154H154V152H150V150L148 149V147H146V146H143V147H140L139 148V150L137 149V151H136V153H135V156H134V158L135 159H139V158H145V159H147V158H149V159H153L152 157H154V156H157ZM4 156V155H3ZM3 156H1V157H3ZM10 156V155H9ZM29 156V155H28ZM65 156V155H64ZM72 156V155H71ZM70 156V158H72ZM114 156V155H113ZM116 156V155H115ZM118 156V155H117ZM159 156V155H158ZM53 157V158H52ZM56 157V156H55ZM111 157V156H110ZM109 157V158H110ZM166 157L168 158V159H166ZM57 158V157H56ZM62 158V157H61ZM104 158V159H103ZM155 159L157 158V157H154ZM165 160H164V159ZM6 159V158H5ZM9 159V158H8ZM36 159V158H35ZM66 159V158H65ZM118 159H119V157H118ZM144 159V160H145ZM148 159V160H149ZM25 160V159H24ZM28 160V159H27ZM53 160V161H52ZM70 160V159H69ZM73 160V159H72ZM114 160V159H113ZM120 160V159H119ZM122 160V159H121ZM131 160V159H130ZM142 160V159H141ZM157 160H158V158H157ZM156 160V161H157ZM37 161V160H36ZM55 161V162H54ZM60 161V160H59ZM109 161V160H108ZM118 161V160H117ZM138 161V160H137ZM153 161V160H152ZM155 161V160H154ZM7 162V161H6ZM27 162V161H26ZM39 162V161H38ZM68 162H70V161H68ZM72 163H73V161H71ZM70 162V163H71ZM107 162V161H106ZM130 162H132V160L130 161ZM2 163V162H1ZM35 163V162H34ZM111 163V162H110ZM139 163V162H138ZM3 164V163H2ZM114 164H116V163H114ZM144 163H142L141 165H143ZM146 164V163H145ZM144 164V165H145ZM1 165V164H0ZM8 165V164H7ZM11 165V164H10ZM38 165V164H37ZM34 166V165H33ZM61 166V165H60ZM64 166V165H63ZM101 166V165H100ZM10 167V166H9ZM8 167V168H9ZM62 167V166H61ZM99 169H98V168ZM108 167V166H107ZM110 167V166H109ZM160 167V166H159ZM5 168V167H4ZM3 168V169H4ZM8 168H7V170H8ZM10 168H12V167H10ZM38 168V167H37ZM70 168V169H71ZM105 168H106V166H105ZM166 168V167H165ZM41 169V168H40ZM108 169V168H107ZM138 169V168H137ZM5 171H6V169H4ZM11 170V169H10ZM42 170V169H41ZM69 170V169H68ZM139 170V169H138ZM172 170H174V169H172ZM4 171V172H5ZM9 171V170H8ZM38 171V170H37ZM36 171V172H37ZM63 171V170H62ZM160 171V170H159ZM1 172V171H0ZM10 172V171H9ZM41 172V171H40ZM161 172V171H160ZM6 173H8V172H6ZM10 173H12V172H10ZM4 174V173H3ZM5 175V174H4ZM9 175V174H8ZM70 175V174H69ZM143 175V174H142ZM59 176V175H58ZM176 176V175H175ZM187 178H184V179H186V182L187 183H197V184H200L201 186H203L204 188H208V189H211V190H214V191H216L217 193H219L220 194V196L222 195V194H225V193H227V192H229L230 191V188H229V186H228V184L226 183V181L224 180V179H222V178H213L210 174H206V175H202V176H200V177H193V176H186ZM7 178V177H6ZM40 178V177H39ZM71 178V177H70ZM1 179V178H0ZM11 179V178H10ZM9 179V180H10ZM36 179V178H35ZM61 179V178H60ZM59 179V181H62V180H60ZM63 179V178H62ZM68 179V178H67ZM72 179V178H71ZM12 180V179H11ZM44 180V179H43ZM57 180V179H56ZM68 180H70V179H68ZM101 180V179H100ZM65 181V180H64ZM75 181V180H74ZM58 182V181H57ZM66 182V181H65ZM153 182H155V183H157V184H155V183H153ZM4 183V182H3ZM6 183V182H5ZM45 183V182H44ZM73 183H75V182H73ZM141 183V182H140ZM0 184H1V182H0ZM58 183H56V185H57ZM254 184V190H253V192H251V193H249V194H251V196H254L258 201H262V200H264V180H261L260 179V176L258 175V177H257V180L253 183ZM4 185H6V184H4ZM8 185V184H7ZM6 185V188H7V190H9L8 189V186ZM44 185H46V184H44ZM56 185H55V187H56ZM68 186V185H67ZM73 187H75V185H72ZM2 188H3V186H2ZM4 189V188H3ZM38 189V188H37ZM43 189L45 190V187H43ZM48 189V188H47ZM70 189V188H69ZM76 190L78 189V188H75ZM134 189V188H133ZM137 189V188H136ZM5 190V189H4ZM66 190H67V187H66ZM70 190H72V189H70ZM69 190V191H70ZM12 191V190H11ZM57 191H59V190H57ZM65 191V190H64ZM68 191V192H69ZM6 192V191H5ZM7 192H10V191H7ZM11 193V192H10ZM67 193V192H66ZM65 193V194H66ZM7 194V193H6ZM5 194V195H6ZM9 194V193H8ZM64 194V195H65ZM245 194V193H244ZM247 194V193H246ZM3 195V194H2ZM5 195H3V196H5ZM13 196V195H12ZM11 196V194H10V197H12ZM59 196V195H58ZM235 196V195H234ZM248 196V195H247ZM9 197V198H10ZM46 197V196H45ZM49 197V198H50ZM63 197V196H62ZM240 197V196H239ZM52 198H54L55 199V201L56 202H54V201H52V200H54V199H52ZM61 198V197H60ZM68 198V197H67ZM242 198V197H241ZM249 198V197H248ZM2 199V198H1ZM0 199V200H1ZM12 199V198H11ZM47 199H48V197H47ZM219 199V198H218ZM238 199V198H237ZM236 199V200H237ZM26 200V199H25ZM27 200V201H28ZM223 200H224V198H223ZM14 201V200H13ZM238 201V200H237ZM241 201V200H240ZM2 202V201H1ZM0 202V203H1ZM26 202V201H25ZM3 203V202H2ZM10 204V203H9ZM226 204V203H225ZM230 205V204H229ZM221 206V205H220ZM225 206V205H224ZM235 206V205H234ZM237 206H238V204H237ZM10 207V206H9ZM230 207V206H229ZM20 208L18 209V210H20ZM15 208H13V210H14ZM232 209H233V207H232ZM236 209V208H235ZM5 210H7V209H5ZM219 211V210H218ZM7 212V211H6ZM9 212V211H8ZM16 212V211H15ZM67 212V211H66ZM221 212H223V211H221ZM234 212V210H231V208H230V210L229 211H227V214H228V216L230 215V214H232ZM1 213V212H0ZM10 213V212H9ZM14 213V212H13ZM5 214V213H4ZM7 215V214H6ZM12 215V214H11ZM8 216V215H7ZM113 216H115V215H113ZM112 214L111 215H106V220H110L112 217ZM220 216V215H219ZM188 217V219L186 220V218ZM189 217H192V219H190ZM2 218H3V216H2ZM8 218V217H7ZM10 218H12V217H10ZM9 218V219H10ZM220 218V217H219ZM4 219H5V217H4ZM0 220H1V216H0ZM14 220V221H15ZM168 221H169V218L167 219ZM5 220H3V222H4ZM7 221V220H6ZM2 223V222H1ZM14 223V222H13ZM12 223V224H13ZM15 224H17V223H14V225ZM8 225V224H7ZM4 226V225H3ZM2 226V227H3ZM23 227V228H24ZM175 228V227H174ZM193 228V227H192ZM195 228V227H194ZM176 230V229H175ZM209 231V230H208ZM177 232V231H176ZM197 235V236H199V237H197V239H196V241H194V242H196V243H194V245L193 244H191V242H192V239H193V236L192 235ZM175 235V234H174ZM196 237V236H195ZM194 237V238H195ZM130 238V237H129ZM182 238V239H181ZM190 238V239H189ZM173 239V238H172ZM175 239V238H174ZM30 240H32V239H30ZM194 240V239H193ZM220 240V239H219ZM130 241V240H129ZM34 242V243H35ZM129 243V242H128ZM6 244V243H5ZM127 244V243H126ZM125 244V245H126ZM7 245V244H6ZM106 245H107V243H106ZM128 245V244H127ZM191 245H193V246H191ZM207 246V245H206ZM107 247V246H106ZM1 248V247H0ZM112 248V247H111ZM143 248H145V247H143ZM143 248H140L141 250L143 249ZM147 248V247H146ZM145 248V250L142 252L143 254H144V256L146 255L145 254V252L147 253V254H149L147 251V249ZM34 249V248H33ZM105 249V248H104ZM103 249V250H104ZM117 249V248H116ZM122 249V248H121ZM23 250V249H22ZM38 250V249H37ZM107 250V249H106ZM109 250V249H108ZM111 250V249H110ZM141 250H140V252H141ZM10 251V250H9ZM26 251V250H25ZM125 251V250H124ZM218 251V250H217ZM94 252V251H93ZM139 252V251H138ZM139 252V253H140ZM1 253V252H0ZM12 253V252H11ZM10 253V254H11ZM125 253V252H124ZM123 253V254H124ZM135 253H136V251H135ZM8 254V253H7ZM17 254V253H16ZM21 254V253H20ZM87 254V255H86ZM89 254H91V253H89ZM94 254V253H93ZM105 255V258L107 259L108 257H106V256H108L107 254H104V253H101V255ZM109 254V253H108ZM113 254V253H112ZM132 254V255H131ZM1 255V254H0ZM23 255V254H22ZM22 255H20V256H22ZM120 255V254H119ZM135 256V254H133V252L132 253H130L129 254V256L128 257H126V260H124V262L122 261H120L121 263L120 264H126L127 262L129 263V261H131V259H132V257L131 256ZM138 255V254H137ZM168 255V256H169ZM219 255V254H218ZM12 256V255H11ZM10 256V257H11ZM14 257H16L15 255H13ZM36 256V257H37ZM91 256V255H90ZM98 257H99V255H97ZM110 256V255H109ZM113 256V255H112ZM134 256H133V258H134ZM143 256V255H142ZM2 257V256H1ZM13 257V258H14ZM23 257V256H22ZM27 257V256H26ZM97 257V258H98ZM100 257H102V256H100ZM146 257H147V255H146ZM17 258V257H16ZM15 258V259H16ZM28 258V257H27ZM87 258H89V256L87 257ZM86 258V259H87ZM97 258H96V256H91L90 257V259H88L90 262H92V261H94L95 262V260L97 261ZM144 258V257H143ZM143 258H142V260H143ZM167 258V257H166ZM221 258V257H220ZM14 259V261H16ZM18 259V258H17ZM79 259V260H78ZM82 259H84V258H82ZM85 259V260H86ZM102 260V262L104 263V261H106V260H104L103 258H101ZM125 259V258H124ZM149 259H147L148 261H150ZM2 259H0V264H3L2 263V261H1ZM12 260V259H11ZM21 260V259H20ZM116 260V259H115ZM118 260H119V258H118ZM134 260V259H133ZM160 260V259H159ZM6 260H4V262H5ZM107 261H109L108 259H107ZM113 261V260H112ZM111 261V262H112ZM138 261V260H137ZM147 261V262H148ZM156 261V260H155ZM13 262V261H12ZM89 262V263H90ZM101 262V263H102ZM117 262V261H116ZM143 262H145V261H143ZM6 263V262H5ZM9 263V262H8ZM15 263V262H14ZM38 263V262H37ZM82 263H84V262H82ZM100 263V262H99ZM107 263V262H106ZM127 263V264H128ZM25 264V263H24ZM28 264V263H27ZM97 264H98V262H97ZM108 264H109V262H108ZM115 264H119V263H115ZM132 264V263H131ZM135 264H137V263H135ZM158 264V263H157ZM164 264V263H163Z\"/></svg>", "mask_w": 264, "mask_h": 264}]
</instances>
